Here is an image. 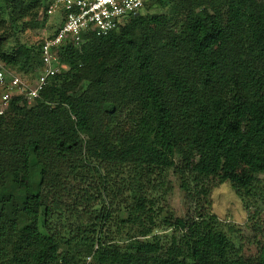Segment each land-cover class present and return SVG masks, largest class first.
Here are the masks:
<instances>
[{"label":"trees","instance_id":"trees-1","mask_svg":"<svg viewBox=\"0 0 264 264\" xmlns=\"http://www.w3.org/2000/svg\"><path fill=\"white\" fill-rule=\"evenodd\" d=\"M6 1L0 60L36 74L45 40L6 43L42 3ZM164 6L60 48L67 70L0 114V264H264V227L244 258L205 207L219 183L247 209L264 198V0ZM172 169L197 204L185 218Z\"/></svg>","mask_w":264,"mask_h":264},{"label":"rangeland","instance_id":"rangeland-1","mask_svg":"<svg viewBox=\"0 0 264 264\" xmlns=\"http://www.w3.org/2000/svg\"><path fill=\"white\" fill-rule=\"evenodd\" d=\"M54 0H40L42 8H40L36 18H25L22 22H26L19 32L10 35L6 48H11L17 41L27 46H34L41 41L52 36L57 27L61 24L63 16L61 12H57L52 16L46 15V8ZM6 0H0V20L8 18ZM142 14L153 13H168L169 7L164 6V0H147ZM32 20H35L34 22ZM8 25L0 26V35L7 31ZM264 57V46L261 51ZM0 63H3L0 60ZM65 65V64H64ZM67 67V65H66ZM68 68V67H67ZM12 75H17L23 80L34 81L39 72L32 74L28 70H19L6 67ZM67 70V69H65ZM36 76V77H35ZM33 105L34 100H29ZM1 107V103H0ZM8 109L5 108L4 111ZM181 159V154H178L177 160ZM245 167L239 166L238 173L243 174ZM260 180L264 184V176L259 175ZM169 193L168 202L175 212V215L180 218H185L188 214L194 213L197 204L189 198L188 194L182 188V180L180 175L174 170L169 172ZM206 209L211 210V214L216 216L219 224L227 232L236 249L244 256V258H253L259 253V241L262 239V228L264 227V198H259L257 202L251 204L250 209H247L242 199L237 195L230 183L217 184L211 193L209 203L206 204ZM99 208V207H98ZM99 213V211H97ZM121 218H126V213L119 214ZM164 238H170L174 234L173 229H161L157 231ZM91 258V257H89ZM87 259L86 264L92 263Z\"/></svg>","mask_w":264,"mask_h":264},{"label":"built area","instance_id":"built-area-1","mask_svg":"<svg viewBox=\"0 0 264 264\" xmlns=\"http://www.w3.org/2000/svg\"><path fill=\"white\" fill-rule=\"evenodd\" d=\"M146 3L147 0H54L46 8V15L61 12L63 20L41 47L42 65L37 78L23 80L10 74L0 63V114L15 96H25L30 101L39 98L48 80L67 69L60 63V48L68 44L81 47L83 35L89 33L99 37L109 35L129 19L142 14Z\"/></svg>","mask_w":264,"mask_h":264}]
</instances>
